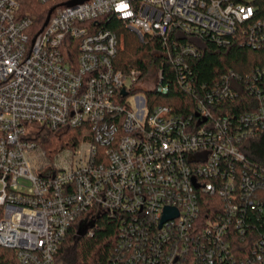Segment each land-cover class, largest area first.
I'll use <instances>...</instances> for the list:
<instances>
[{
  "label": "built area",
  "instance_id": "built-area-1",
  "mask_svg": "<svg viewBox=\"0 0 264 264\" xmlns=\"http://www.w3.org/2000/svg\"><path fill=\"white\" fill-rule=\"evenodd\" d=\"M69 1L0 0V246L20 264H56L71 226L104 213L120 218L110 264H264V232L245 223L249 210L264 222V172L237 143L264 128V92L242 116L250 128L233 130L219 112L236 95L228 78L197 90L185 71L201 51L173 35L242 30L258 46L256 0ZM35 2L54 9L40 27ZM114 24L161 46L191 110L150 104L172 85L160 64L117 68ZM71 127H83L77 145L43 148L39 132ZM166 207L179 215L162 223Z\"/></svg>",
  "mask_w": 264,
  "mask_h": 264
},
{
  "label": "trees",
  "instance_id": "trees-1",
  "mask_svg": "<svg viewBox=\"0 0 264 264\" xmlns=\"http://www.w3.org/2000/svg\"><path fill=\"white\" fill-rule=\"evenodd\" d=\"M256 4L258 12L254 21L264 19V0H256ZM51 7L49 2L44 4L35 2L31 8H28L33 15H36L38 27L43 24ZM250 25V21L243 23L245 28ZM113 27L117 29L120 39L119 51L115 59L118 69L128 71L134 68L146 73L150 65L156 62L163 68L165 79L172 84L167 94L149 95L150 104L162 103L174 107L175 110H191L192 95L177 84V73L172 63L155 51L161 46L158 43L152 44L140 40L135 32L121 24H114ZM174 32L173 35L180 34L181 38H185L188 42L194 41L201 51L198 56L189 58V69L185 71L189 75L188 80L192 81L197 90H202L204 86L209 88L220 79L222 82L228 78L229 86L236 95L223 99L222 110L218 111L228 118L233 130L241 128L240 131H244L250 128V125L242 123L241 120L243 115L259 110L262 105L258 92L260 90L264 92V41L258 46L251 45L247 34L242 30L236 35L223 36L219 42L209 36H204L202 41ZM122 37H124L123 46ZM82 130L83 127H71L62 131L45 129L39 132L38 136L44 149L55 150L77 145L82 138ZM254 131L255 133L248 137L243 136L237 143L245 152L247 161L260 167L264 172V128L254 126ZM258 201H264V197ZM245 223L251 230L264 232V222L259 219L256 210L248 211ZM119 225L118 216L104 213L96 216L84 230H80L78 224H73L55 255L56 264H110L111 255L118 245ZM251 230H248L249 233ZM245 243V240L239 238L237 250L247 253L248 248L244 250ZM0 264H20L16 251L0 246Z\"/></svg>",
  "mask_w": 264,
  "mask_h": 264
},
{
  "label": "water",
  "instance_id": "water-1",
  "mask_svg": "<svg viewBox=\"0 0 264 264\" xmlns=\"http://www.w3.org/2000/svg\"><path fill=\"white\" fill-rule=\"evenodd\" d=\"M84 1H87V0H71V1L68 2V4L74 5L76 3H82ZM53 10L54 9H51L49 11V14L47 16V19L45 21V24L48 23V21L50 19V16H51V14L53 12ZM164 212H165V214H164V217L162 219V223L166 222V220H168V219L175 218V217H177L179 215V213L177 212V210L175 208H173V207H166V209H165Z\"/></svg>",
  "mask_w": 264,
  "mask_h": 264
},
{
  "label": "rangeland",
  "instance_id": "rangeland-1",
  "mask_svg": "<svg viewBox=\"0 0 264 264\" xmlns=\"http://www.w3.org/2000/svg\"><path fill=\"white\" fill-rule=\"evenodd\" d=\"M123 42H124V37H122V42H121V45H122V46H123ZM138 94H139V95H143V96L146 95V93L144 92V90H139V91H138ZM129 100H133V97L130 96V97H129ZM89 224H90V223L83 224L81 230H84Z\"/></svg>",
  "mask_w": 264,
  "mask_h": 264
}]
</instances>
